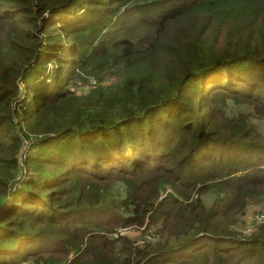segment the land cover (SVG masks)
I'll list each match as a JSON object with an SVG mask.
<instances>
[{
    "label": "trees",
    "instance_id": "obj_1",
    "mask_svg": "<svg viewBox=\"0 0 264 264\" xmlns=\"http://www.w3.org/2000/svg\"><path fill=\"white\" fill-rule=\"evenodd\" d=\"M253 203L264 0H0V264H264Z\"/></svg>",
    "mask_w": 264,
    "mask_h": 264
},
{
    "label": "rangeland",
    "instance_id": "obj_2",
    "mask_svg": "<svg viewBox=\"0 0 264 264\" xmlns=\"http://www.w3.org/2000/svg\"><path fill=\"white\" fill-rule=\"evenodd\" d=\"M96 85L94 80H88V82L84 83H76L72 88V92L77 95H81L86 92L88 89L93 88ZM26 152V149L25 151ZM169 191H167L168 193ZM165 195H163L164 197ZM203 204L210 208L214 202V196L210 193L202 195ZM238 233L242 234L243 237H249L252 234L256 233L261 227H264V205L260 204H250L245 211V215L240 219V223L238 225ZM119 233L131 240H140L146 239L148 237L145 235L142 229L137 228H127L123 230H119ZM150 237V236H149Z\"/></svg>",
    "mask_w": 264,
    "mask_h": 264
}]
</instances>
